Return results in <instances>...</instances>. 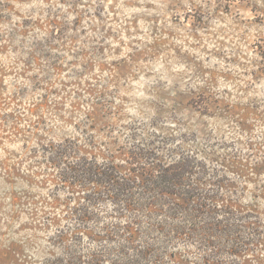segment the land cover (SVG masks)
Masks as SVG:
<instances>
[{"label":"rangeland","instance_id":"374dc122","mask_svg":"<svg viewBox=\"0 0 264 264\" xmlns=\"http://www.w3.org/2000/svg\"><path fill=\"white\" fill-rule=\"evenodd\" d=\"M262 41L264 0H0V264L60 254L74 193L43 148L66 140L123 173L179 146L264 219Z\"/></svg>","mask_w":264,"mask_h":264},{"label":"trees","instance_id":"16d2710c","mask_svg":"<svg viewBox=\"0 0 264 264\" xmlns=\"http://www.w3.org/2000/svg\"><path fill=\"white\" fill-rule=\"evenodd\" d=\"M258 52L264 65V41ZM158 143L130 150V173L72 140L43 148L77 195L54 240L61 252L48 264H263L264 219L235 208L228 180L206 161Z\"/></svg>","mask_w":264,"mask_h":264}]
</instances>
